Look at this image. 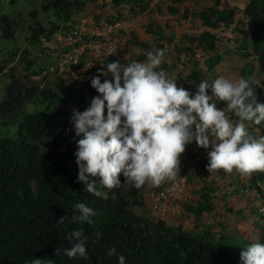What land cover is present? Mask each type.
<instances>
[{
	"label": "trees",
	"instance_id": "16d2710c",
	"mask_svg": "<svg viewBox=\"0 0 264 264\" xmlns=\"http://www.w3.org/2000/svg\"><path fill=\"white\" fill-rule=\"evenodd\" d=\"M90 1L93 0H44L41 8L63 14L64 20H70ZM168 1L171 3L169 10L176 14L180 11L179 4L187 0ZM214 1V5L199 12L206 28L197 35L184 36L210 52L205 59L208 70L215 69L225 59L218 48L219 36L213 30L230 27L236 22L238 12L236 7H222V0ZM126 2H134L140 11L149 8L146 0H115L118 5ZM31 12L37 16L36 9ZM189 12L185 8L183 16L188 17ZM243 12L248 28L245 21L237 24L241 39L236 50L231 51L246 59L241 76L251 79L256 99L264 102V0H248ZM96 18L100 21L99 16ZM16 25L15 17L0 13V29L6 40H14ZM58 28L56 23L47 27L37 22L29 41L39 47L41 36H50ZM151 31L164 38L161 28H151ZM160 48H165V45L159 43ZM185 48L192 49L191 46ZM193 65L187 81L195 93L202 79L211 81L213 78H207L198 64ZM11 77L14 82L8 91L7 96L10 97L0 101V264H25L36 258L50 260V264H119V254L126 257V264H242L240 254L253 242L238 230L192 232L181 225L173 226L164 218L137 213L133 207L142 204L137 197L146 183L136 188L132 182H126L121 173L122 184L110 189L107 199L87 192L83 182L77 179L78 167L71 166L70 143L75 137L74 128H70L72 114L64 117L51 110L56 98H60L59 94L37 86H24L25 90H18L17 77L13 74ZM84 81L91 84V80ZM35 91L46 96L48 103L43 108L27 111L25 102ZM74 92H77L80 103L94 90L86 92L81 87ZM79 103L75 109L83 111L78 108ZM217 105L226 109L224 101L218 100ZM6 111L14 112V115L6 116L11 114H4ZM228 113L238 119L234 113ZM11 123L17 126L16 132L9 129ZM251 123L260 131L256 137L264 136V122L259 125ZM261 181L264 182V172H254L253 182L260 192H264L259 184ZM211 190L210 186H203L202 197L192 208L197 217L214 209ZM80 202L98 212L92 217L93 223L71 221V216L78 214L74 206ZM62 216H65L64 222L58 223ZM75 228H83L88 236L86 258L69 257L64 252L72 246L68 236ZM98 231L102 233L99 239L96 237ZM261 243H264V237ZM111 247H115L117 255L109 257L108 249Z\"/></svg>",
	"mask_w": 264,
	"mask_h": 264
},
{
	"label": "rangeland",
	"instance_id": "374dc122",
	"mask_svg": "<svg viewBox=\"0 0 264 264\" xmlns=\"http://www.w3.org/2000/svg\"><path fill=\"white\" fill-rule=\"evenodd\" d=\"M43 1L0 0V13H9L17 20L14 40H6L0 29V101L10 97L7 95L10 84L14 82L11 77L13 74L18 79V90L23 89L24 86H37L39 89H51L59 94L60 98H56L57 101L52 105L51 110L53 113L69 117L72 114L69 112H72L79 103V96L77 92H74L75 89H79L83 83H87L84 80L88 81L93 76L100 75L97 69H106L107 62L117 60L122 65H127L133 60L145 61L146 53L148 51L155 52L159 43L164 44L167 49L161 67L168 76L176 78L178 86L191 92L192 88L187 80L194 68L193 63L198 64L204 70L207 78L214 79L223 75L226 78L238 80L242 77L241 69L246 59L231 50H236L239 39H241V34L236 29L237 24H242V21H245L247 22L246 28H248V21L243 12L248 0H222V7H236L238 12L236 22L230 27L222 26L213 30L219 36L218 48L225 56L224 61L213 70H208L205 65V59L210 55V52L202 50L196 42L189 41L184 36L185 34L197 35L206 28L199 17V12L214 5V0H187L179 4L180 11L176 14L169 10L168 6L171 3L168 0H146L149 1V8L145 11H140L139 6L134 2L118 5L115 0H93L87 4L83 11L73 15L70 20H64L63 14L43 11L41 8ZM185 8L190 11L188 17L183 16ZM34 9L38 12L37 16L31 12ZM96 16H99L102 22L117 21L119 26L102 40L103 46L99 52L90 45H79L72 53L79 57L77 63L51 55L41 60L37 55L38 46L29 41L32 28L37 22H41L47 27L56 23L59 28H64L70 23L80 24L92 20ZM151 28L156 30L161 28L164 38L157 36L151 31ZM136 39L141 44L137 43ZM109 45L113 46V51L107 54ZM186 46H191L192 49L187 50ZM194 52L195 55H192ZM259 79L256 78V82ZM94 96V93L86 94L78 108L86 109ZM45 97L39 91L33 92L25 102L24 108L27 111H34L45 107L48 103V99ZM106 111L105 109V114ZM7 112L10 111H6L4 114ZM10 113L6 116L14 115V112ZM226 114L230 117L228 112ZM230 118L234 121L237 120ZM247 123L253 136L260 135L258 128L253 127L251 122ZM70 128H74L72 122ZM9 129L16 132L17 126L11 123ZM78 139L79 137H75L70 143L72 167H78L74 155L78 147L76 143ZM209 150L210 147L205 149L197 146L195 141L185 147V152L200 155V161L196 166L190 167L178 175V178L185 180L187 201L169 198L164 203L168 212L163 214L153 207L151 193L159 191L168 181L162 182L159 186L146 182L137 197L142 204H135L134 210L152 218H164L169 224L181 225L188 231L198 232L211 229L219 233L238 230L244 238H248L251 242H261V238L264 237V219L260 215L259 208L264 204V192H260L257 185L254 184V173L242 175L236 170L229 173L223 169L209 172L207 168ZM66 151L65 147L64 152ZM89 176L91 179L99 180V177H91V174ZM261 183L264 185V182L261 181ZM97 186L99 187V185ZM203 186L212 188L214 209L197 217L192 208L196 207L201 199ZM100 190L107 191L108 194L110 192L105 188Z\"/></svg>",
	"mask_w": 264,
	"mask_h": 264
},
{
	"label": "clouds",
	"instance_id": "9594fccd",
	"mask_svg": "<svg viewBox=\"0 0 264 264\" xmlns=\"http://www.w3.org/2000/svg\"><path fill=\"white\" fill-rule=\"evenodd\" d=\"M166 51H148L145 61L133 60L127 65L119 60L107 62L106 69L97 72L104 76L110 72L113 78L102 82L101 75L93 76L90 83L100 95L83 111L73 109L71 122L79 137L74 153L77 179L87 192L107 199L108 192L100 189L120 186L121 173L136 188L146 182L154 186L175 182L180 173L179 156L193 141L199 147H210L209 172H264V136H253L247 123L264 122V102L256 99L251 79L232 80L223 75L211 81L202 79L193 93L178 87L176 78L161 67ZM217 100L226 102V109L218 107ZM228 111L238 119L232 120ZM74 207L78 214L71 216L72 222L91 224L98 215L83 202ZM259 211L264 213V207ZM64 220L62 216L58 223ZM101 235L98 231L97 239ZM68 239L73 243L64 249L67 256H88L83 228L73 229ZM113 255H117L115 247L108 249V256ZM240 256L242 264H264V243L249 244ZM118 261L126 264V257L119 254ZM25 264H50V260L36 258Z\"/></svg>",
	"mask_w": 264,
	"mask_h": 264
},
{
	"label": "built area",
	"instance_id": "2783aa9c",
	"mask_svg": "<svg viewBox=\"0 0 264 264\" xmlns=\"http://www.w3.org/2000/svg\"><path fill=\"white\" fill-rule=\"evenodd\" d=\"M119 26V22H102L96 18L84 21L80 24H68L66 27H60L55 30L50 36L42 35L38 47L37 55L39 59L43 60L51 55L65 61L72 60L74 63L79 61V57L73 55L79 45H90L98 52L103 46V39L110 35ZM113 46L107 47V54L112 53ZM101 75V81L104 79H112V74L109 72L107 76ZM84 91L89 92L93 88L94 95H100L98 91L89 83H83ZM180 173L188 170L190 167L196 166L200 161V155L197 153L189 154L187 151L179 156ZM262 185L263 183H259ZM262 187V186H261ZM263 188V187H262ZM151 198L153 200V207L155 210L161 211L163 214L168 212L167 206L164 203L169 199H183L187 201L185 195V180L177 177L175 182L168 181L159 191L152 192ZM260 207H264V204ZM261 213V212H260ZM264 219V213H261Z\"/></svg>",
	"mask_w": 264,
	"mask_h": 264
}]
</instances>
